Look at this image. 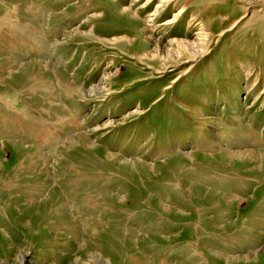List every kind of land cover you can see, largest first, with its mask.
Segmentation results:
<instances>
[{
    "label": "rangeland",
    "instance_id": "1",
    "mask_svg": "<svg viewBox=\"0 0 264 264\" xmlns=\"http://www.w3.org/2000/svg\"><path fill=\"white\" fill-rule=\"evenodd\" d=\"M146 1L0 0V264H264V0Z\"/></svg>",
    "mask_w": 264,
    "mask_h": 264
},
{
    "label": "bare ground",
    "instance_id": "2",
    "mask_svg": "<svg viewBox=\"0 0 264 264\" xmlns=\"http://www.w3.org/2000/svg\"><path fill=\"white\" fill-rule=\"evenodd\" d=\"M144 1V0H143ZM148 1V0H147ZM147 1L145 2V4H147ZM166 1V0H165ZM168 1H170V0H168ZM143 4V3H142ZM164 4V3H163ZM170 4V3H169ZM151 5V4H150ZM156 6H158V5H156ZM160 8H162L161 6H159L158 8L156 7V9L154 10V11H152V12H150L148 15H147V19H148V22H153V20L156 18V13H157V11H158V9H160ZM132 14H134V13H132ZM181 14V10L177 13V14H175L174 16H173V18H170V19H167V20H165L164 22H162V24L161 25H169V24H171V23H173L176 19H177V17L179 16ZM154 16V17H153ZM182 16V15H181ZM147 22V21H146ZM176 40V39H175ZM173 43V42H172ZM176 46L178 47V51L177 52H175L177 55L176 56H179L180 54L182 55V52H183V50L184 51H186V52H188V53H191L192 54V56H194V55H197V54H199L200 52H201V47L199 46V44L201 43V42H199V43H193L192 41L191 42H189L188 40H183V39H178L176 42ZM170 45V44H169ZM174 45V44H173ZM156 46V45H155ZM157 47V46H156ZM161 47V46H160ZM176 47V48H177ZM175 48V47H174ZM166 51V56L168 57V56H171V52H170V50H165ZM153 52H155V51H153ZM159 52V51H158ZM163 54V53H162ZM152 55H154V54H152ZM161 56V55H160ZM172 56H174V55H172ZM153 57V56H152ZM164 57V56H163ZM181 57V56H180ZM183 57V56H182ZM172 58V57H171ZM175 58V57H174ZM167 59V58H166ZM178 59V58H177ZM171 60V59H170Z\"/></svg>",
    "mask_w": 264,
    "mask_h": 264
}]
</instances>
